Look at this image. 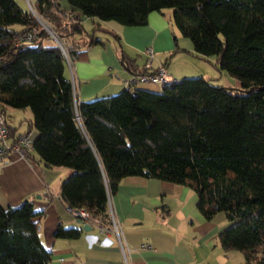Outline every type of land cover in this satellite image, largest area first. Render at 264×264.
<instances>
[{"label":"trees","instance_id":"1","mask_svg":"<svg viewBox=\"0 0 264 264\" xmlns=\"http://www.w3.org/2000/svg\"><path fill=\"white\" fill-rule=\"evenodd\" d=\"M0 0V113L30 110L27 131L8 128L11 145L38 129L26 158L45 168L71 170L60 184L66 207L89 212L112 227L108 202L124 176L188 185L203 217L229 221L217 236L223 251H240L244 264H264V0ZM173 10L193 55L224 70L238 88L203 77L182 78L160 93L128 87L115 96L77 99L68 60L114 40L132 75H145L125 54L122 38L102 24L148 25V15ZM96 18L90 32L85 19ZM45 23L59 42L42 26ZM36 38H23L32 30ZM87 42L80 44V37ZM52 43V44H48ZM85 47V48H83ZM0 158V164L11 155ZM33 203H0V264H54L40 238ZM80 227L58 223L55 237L77 238Z\"/></svg>","mask_w":264,"mask_h":264},{"label":"crops","instance_id":"2","mask_svg":"<svg viewBox=\"0 0 264 264\" xmlns=\"http://www.w3.org/2000/svg\"><path fill=\"white\" fill-rule=\"evenodd\" d=\"M163 13L154 11L148 15V25L143 27H125L109 21L100 24L121 36L125 54L135 58L140 70L149 74L161 67L180 81L181 68L187 69L189 58L202 64L215 62L211 57L203 60L193 55L194 45L176 28L173 10ZM89 21L92 25L98 23L96 18L85 19L84 23ZM96 36L101 44L88 48L87 55L69 62L66 69L81 102L120 93L129 87L127 83L133 76L118 58L111 36ZM79 41L83 45L87 42L83 36ZM150 49L153 61L148 68ZM202 75L211 82L208 72ZM137 89L158 94L163 87L145 83ZM22 111L27 115L24 119L19 113ZM22 111L10 108V123L6 116L7 125L16 128V134L27 131V123L33 119L30 111ZM37 130L28 133L32 141L38 136ZM7 160L0 164V203L4 208L13 207L28 198L33 210L44 214L34 220L40 218L39 235L52 251L54 264H244L240 251L225 252L217 240L229 221L218 213L212 220L205 219L197 207L198 195L188 185L140 175L124 176L108 202L112 222L121 227L119 238L111 227L79 218L60 200L59 187L69 176V168L48 169L30 159H21L15 152ZM59 222L80 227V235L55 237ZM86 224L89 227L84 230Z\"/></svg>","mask_w":264,"mask_h":264},{"label":"built area","instance_id":"3","mask_svg":"<svg viewBox=\"0 0 264 264\" xmlns=\"http://www.w3.org/2000/svg\"><path fill=\"white\" fill-rule=\"evenodd\" d=\"M29 10H31L33 12V9L31 7V4H29ZM48 30L49 35L53 38L54 34L51 32L50 29L46 28ZM37 36V31L34 29L32 30L30 33H28L23 40L25 42H31L32 39L36 38ZM153 51L150 49L148 50V54H149V60L150 63L147 64L148 68L150 67V64L152 63V53ZM70 61L68 60V63ZM72 80V79H71ZM178 81L176 79H174L173 76H171L170 74H168L164 68L159 67L154 73L149 74V73H145V75H141V76H137V75H133L132 78H130V80L128 81L127 85L130 87L133 86H140L142 84L145 83H149V84H160L162 85V87L166 86V85H170V84H176ZM6 116H4L3 114L0 113V158L4 157L6 155L9 154V152H15L17 155H19V157L21 159L26 158V152H24L23 148H27V150H31L32 149V144L33 141L31 139H29V137H23V139H21L20 144L17 145H11V142H9V140H7L8 138V128L6 127ZM71 212H73V214L79 216V218L88 220L91 219V221L99 223L98 220L92 218V216H90L91 214L89 212H86L82 209H71L69 208ZM112 229L113 231L116 232L117 236L120 235L119 233L121 232V227L118 223H116V221L112 222ZM103 228V227H102ZM123 248V247H122ZM124 250V248H123Z\"/></svg>","mask_w":264,"mask_h":264},{"label":"rangeland","instance_id":"4","mask_svg":"<svg viewBox=\"0 0 264 264\" xmlns=\"http://www.w3.org/2000/svg\"><path fill=\"white\" fill-rule=\"evenodd\" d=\"M59 1H61V8L62 9H67V7L69 5V2L66 1V0H59ZM23 2L26 4V6L28 8L29 7L28 0H23ZM113 23H115V22H113ZM84 25L86 26V30L88 32H90L92 30V28H93V25L91 24L90 21L84 23ZM42 26L44 28H48L49 29V27H47V25L45 23H43ZM110 40L114 43V40L112 38H110ZM187 41H189L191 43V41L189 39H187ZM48 44H52V43H48ZM189 59H190V63L187 65V69L185 67H183V66L181 68V72L183 74L179 76L180 79H182V78L192 79V78H195L197 76L200 77L201 74H204L202 76H205V73L208 72L209 75H210L208 77H211L210 78L211 79V83L214 86H225V88H232V87L233 88H238L241 85L240 82L237 81L235 77H230L228 75V73L225 72L224 70H217L210 63H206V64L205 63H203V64L199 63L196 58H189ZM67 68H68V66H67ZM185 69H186V71H185ZM117 94H119V93H117ZM117 94H115V95H117ZM115 95H112V96H115ZM28 111H30V110H28ZM19 113L24 119L25 113L23 114V111L19 112ZM7 115H8V120L7 121L10 123V119H11L10 107L7 110ZM25 116L27 117V115H25ZM25 127H26V125H25ZM218 215L224 216L222 212L218 213ZM222 218L224 220H227L224 217H222Z\"/></svg>","mask_w":264,"mask_h":264},{"label":"water","instance_id":"5","mask_svg":"<svg viewBox=\"0 0 264 264\" xmlns=\"http://www.w3.org/2000/svg\"><path fill=\"white\" fill-rule=\"evenodd\" d=\"M28 3L30 4V2H28ZM52 39H54L57 43L59 42V39H57V37H55V36H54ZM122 63H123V62H122ZM259 90H260L261 92H264V86H263V87L260 86V87H259ZM38 196H40V195H37V197H38ZM88 227H89V224H86V225H84V228H83V229H84V230H87Z\"/></svg>","mask_w":264,"mask_h":264}]
</instances>
